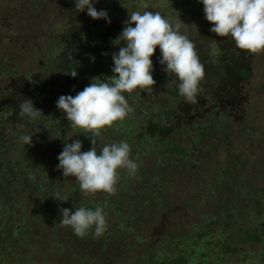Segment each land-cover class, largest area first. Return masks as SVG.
I'll list each match as a JSON object with an SVG mask.
<instances>
[{"label":"rangeland","instance_id":"374dc122","mask_svg":"<svg viewBox=\"0 0 264 264\" xmlns=\"http://www.w3.org/2000/svg\"><path fill=\"white\" fill-rule=\"evenodd\" d=\"M171 4L201 37L220 44L217 53L207 41L198 45L206 69L198 103L179 95L157 47L153 92L127 97L134 113L97 138L98 153L127 141L138 171L121 170L115 195L85 196L57 165L65 142L79 139L88 151L91 141L56 102L93 77L113 75L112 54L122 46L113 41L127 10L119 0H94L109 23L76 12L75 0H0V264H264V54L212 33L199 0ZM25 98L44 115L21 118ZM25 134L31 145H22ZM171 143L187 153L169 151ZM105 202L101 237L61 226V208L95 210ZM248 230L262 241L243 242Z\"/></svg>","mask_w":264,"mask_h":264},{"label":"clouds","instance_id":"9594fccd","mask_svg":"<svg viewBox=\"0 0 264 264\" xmlns=\"http://www.w3.org/2000/svg\"><path fill=\"white\" fill-rule=\"evenodd\" d=\"M203 4L205 19L212 24L210 31L222 38H231L235 47L250 55L264 54V0H199ZM127 10L128 19L120 35L113 41L120 46L112 54L113 75L93 77L75 96L61 95L56 107L62 111L73 129H78L91 141L88 151H81L79 139L65 142L58 156V170L63 176L74 177L79 190L85 196L103 192L115 195L121 179V170L129 177L135 176L139 164L131 158L132 149L127 141L106 144L97 152V138L106 128L123 123L134 113L127 97L136 92L152 93L156 84L153 78L151 57L159 47L160 64L168 76H175L179 95L184 101L195 105L206 80L205 64L201 60L198 45L208 42L212 53L219 51V43L200 35L198 26L186 24L180 13L172 7L171 0H119ZM93 19H105L111 23L106 10H97L94 0H75V11L83 12ZM134 25V26H132ZM76 77L77 72L70 73ZM19 116L30 121L43 116L29 98L19 104ZM23 128L24 124L18 125ZM31 135L19 137L22 145H31ZM71 139V138H70ZM69 139V140H70ZM38 196L41 194H37ZM55 199L66 202L67 196L56 193ZM97 205L95 210L84 206L72 212L61 208V226L71 227L79 237L94 230L101 237L108 227L106 213Z\"/></svg>","mask_w":264,"mask_h":264},{"label":"trees","instance_id":"16d2710c","mask_svg":"<svg viewBox=\"0 0 264 264\" xmlns=\"http://www.w3.org/2000/svg\"><path fill=\"white\" fill-rule=\"evenodd\" d=\"M153 67H154V64H153ZM92 70L94 73H97V74H101L103 72V68L100 66V64H96ZM168 150L173 151L175 153H177V152L182 153V154L187 153L183 147L174 145L172 143L168 147ZM5 189H6L5 184L0 182V193L3 192ZM91 210H94V209H91ZM241 238H242L243 242H259V241H262V236L260 233L253 232L250 230L243 232L241 235ZM172 264H185V260L183 258H179L176 261L172 262Z\"/></svg>","mask_w":264,"mask_h":264}]
</instances>
